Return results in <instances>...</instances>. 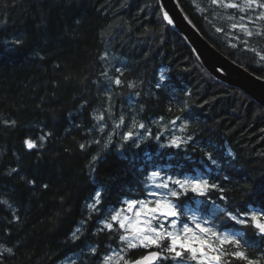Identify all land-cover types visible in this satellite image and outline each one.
Instances as JSON below:
<instances>
[{
    "label": "trees",
    "instance_id": "1",
    "mask_svg": "<svg viewBox=\"0 0 264 264\" xmlns=\"http://www.w3.org/2000/svg\"><path fill=\"white\" fill-rule=\"evenodd\" d=\"M177 3L215 49L264 79V19H256L264 9ZM106 112L123 116L113 136L98 119ZM139 124L146 135L125 141ZM161 124L177 126L187 142L169 147ZM154 170L224 189L199 207L220 229L255 242L246 254L264 264V238L219 212L264 207V110L206 72L164 23L158 1L0 0V264H57L71 255L75 264L99 262L121 245L111 217L125 201L148 197ZM97 193L100 203L89 207ZM145 253L128 250L126 258Z\"/></svg>",
    "mask_w": 264,
    "mask_h": 264
},
{
    "label": "snow or ice",
    "instance_id": "2",
    "mask_svg": "<svg viewBox=\"0 0 264 264\" xmlns=\"http://www.w3.org/2000/svg\"><path fill=\"white\" fill-rule=\"evenodd\" d=\"M214 5L222 6L225 8H235L241 12L246 10H255V8L264 9V2L262 0H243L242 4L225 3L224 0H211ZM164 19L169 24H172V19L167 13L164 14ZM244 17H241L243 20ZM256 19H264V11H261ZM235 29L239 27L246 35L252 36L245 24H233ZM220 31V29H217ZM257 35L260 33L257 32ZM17 44L20 41H16ZM259 55V53H257ZM264 60V56H261ZM119 71V69H118ZM115 84L120 85L121 80L115 79ZM132 87V85H129ZM98 119H103L99 117ZM179 119V117H177ZM13 124L15 121L12 122ZM120 123H123L121 117ZM173 125L176 124V119L172 120ZM135 124V122H134ZM116 127H120L117 124ZM140 128H144L143 124H139ZM187 125H183L180 130L184 131ZM103 131V128H101ZM41 140L44 139L42 136ZM125 141L133 139V132L128 131L124 134ZM158 140L159 137L157 136ZM190 139V137L188 138ZM111 143V137L108 138ZM99 143V141H95ZM187 141L181 137H173L170 141L169 147L181 148L183 143ZM25 144L29 149L36 148L37 145L33 140H25ZM81 149L85 145H80ZM107 147V145H105ZM137 147L139 145L137 144ZM209 160L212 159L209 155ZM96 157H93L95 160ZM215 163V161H212ZM15 171V169H13ZM152 182V187L160 189L161 191H149L147 195L155 199H142V200H128L125 201L127 208L117 211L112 217L111 221L117 223L119 228L123 230L124 235L120 236L122 242H126L127 249H135L142 247L148 249L155 246L160 251H150L145 255H141L138 259L131 260L125 259L124 249L113 256L105 258V264H156L158 260L172 259L176 260L177 264H182L183 260L190 259L195 264H231V259L245 261L246 264H260L259 260L250 258L246 254V248L254 246L255 242L243 240L244 233L240 231H219L212 225L210 219L201 220L197 215L192 214L188 216L193 226H189L187 222L183 223L182 227H177L178 221L182 216H186L190 211L187 206L190 202L199 205L209 197L211 191L223 192L224 189L219 188L218 185L209 183L207 179L200 176H179V175H162L160 171H152L148 176ZM47 187V185H45ZM201 198L196 200L195 198ZM221 200L226 198L221 195ZM100 203V193L96 194V204ZM90 207H95L92 205ZM131 212L129 216L124 214ZM219 212L231 221L233 225H239L243 229L251 228L254 233L261 238H264V207L259 209H250L247 211H232L225 208H220ZM155 222V225L154 223ZM167 225V227H166ZM104 227L113 230V223H105ZM169 227L171 230H169ZM80 229H76L79 232ZM76 232L72 234L73 240L79 239ZM167 241V244L163 242ZM11 253V249H5ZM95 253V249L92 250ZM169 255H163V253ZM187 253V256H185ZM126 254V253H125Z\"/></svg>",
    "mask_w": 264,
    "mask_h": 264
},
{
    "label": "water",
    "instance_id": "3",
    "mask_svg": "<svg viewBox=\"0 0 264 264\" xmlns=\"http://www.w3.org/2000/svg\"><path fill=\"white\" fill-rule=\"evenodd\" d=\"M166 25L182 37L191 52L218 83L237 89L264 110V79H261L215 49L184 14L177 0H157ZM167 13L173 23L164 19Z\"/></svg>",
    "mask_w": 264,
    "mask_h": 264
},
{
    "label": "rangeland",
    "instance_id": "4",
    "mask_svg": "<svg viewBox=\"0 0 264 264\" xmlns=\"http://www.w3.org/2000/svg\"><path fill=\"white\" fill-rule=\"evenodd\" d=\"M106 113H107L106 120L104 118L101 119L102 127L103 128H106L107 125H110L109 135L113 136L114 134L119 133V131L123 129V125L120 123V126L121 127H116V125L119 124L120 119H119V121L116 120V119L114 120L112 118V113L111 112H106ZM160 126L162 127L161 132L163 133L164 136H166L168 138L174 136L176 134V132H177V129H178L177 126H173L171 124L170 125H162L161 124ZM126 131L127 132L128 131H132L133 132V137H136L137 139H139L142 136L146 135L147 129H146V126H144V128L142 129V128L139 127V125H135V126H131L130 125L128 127V129H126ZM151 184H152V182H151ZM151 191H161V190L160 189L159 190H156L155 188H153ZM148 199H155V198L154 197H149ZM88 206H91V204L89 203ZM126 208H127V205L125 203V208L124 209H126ZM124 214H127L129 216L132 215L131 212H125ZM192 214H195V215H197L199 217V215L196 212H194V211H190V213H189L188 216H190ZM188 216H187V219H188ZM200 219L203 220L205 218L203 217V218H200ZM186 222L189 224V226H193L191 220L188 219ZM153 223L155 225V222H153ZM183 223H185V222H183ZM183 223L181 225H179L177 223V227H182ZM118 227H119V225H118ZM166 227H167V225H166ZM169 230H171L170 227H169ZM120 232H121L120 233V236L125 234L122 229H121ZM123 243H124V246H123ZM121 249H124L125 250V253H127V251L129 249H127L126 242H122L121 241V245L118 248L112 249L110 253H108L106 255H103L101 257V260L99 262H98L99 258L98 259H95L94 264H105V258L108 257V256H113V258L115 259V254L118 253V252H120ZM125 253H121V254L122 255H125V259H126V254ZM78 259H79V257L77 255H71L68 259H63V260H67L63 264H72V261H75L76 262ZM184 264H195V262L192 261V262H189V263L187 262V263H184Z\"/></svg>",
    "mask_w": 264,
    "mask_h": 264
},
{
    "label": "bare ground",
    "instance_id": "5",
    "mask_svg": "<svg viewBox=\"0 0 264 264\" xmlns=\"http://www.w3.org/2000/svg\"><path fill=\"white\" fill-rule=\"evenodd\" d=\"M164 21V20H163ZM165 23V22H164ZM166 24V23H165ZM168 26V25H167Z\"/></svg>",
    "mask_w": 264,
    "mask_h": 264
}]
</instances>
